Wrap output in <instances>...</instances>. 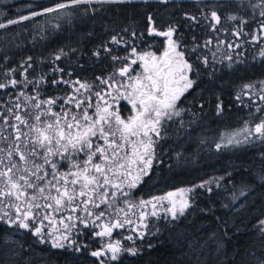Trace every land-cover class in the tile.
I'll return each instance as SVG.
<instances>
[{
	"label": "snow or ice",
	"instance_id": "snow-or-ice-1",
	"mask_svg": "<svg viewBox=\"0 0 264 264\" xmlns=\"http://www.w3.org/2000/svg\"><path fill=\"white\" fill-rule=\"evenodd\" d=\"M91 2L92 0H68V3H56L39 11H31L29 15H21L17 19H8L7 24L0 23V29L48 13L59 12L63 15L62 10L69 6ZM96 2L115 4L125 3V0ZM161 2L167 3V0ZM250 7L253 12L257 8L260 9L258 24L260 34L244 33V27L249 20L240 17L241 27L234 35L240 36L241 33L251 35V40L257 41L264 36V0H257V3L251 4ZM67 15L71 16V13ZM201 16L214 30L221 23V15L216 8L207 13L201 11ZM145 19L148 34L167 38V46L162 55L157 56L151 52L139 54L137 49L132 47L131 54L137 59L116 69L107 78L97 77L98 84L63 80L64 69H53L54 73H61V78L52 79L50 81L52 86L61 82L73 85L72 93L64 99L63 104L58 105L59 98L56 97L40 98L41 87L48 83L45 75L32 80L27 79L25 74L33 67L32 57L20 62L19 67L23 68L21 75H25L24 81L12 78L0 82V90L9 86L16 88L23 83L24 88L31 86L34 93L29 95L22 89L14 94V100L0 102L2 125L0 142L5 145L0 147V224L8 228L15 227L17 231L26 230L37 238L40 244L50 245L52 249L75 253L85 252L88 248V244L81 242L79 238L81 229L77 227L78 224L88 229L91 220L92 224L100 228L99 231L93 228L91 235L99 238H110L114 229L127 228L135 233V236L128 235L122 237V240L115 241L109 239L98 249L88 253L95 258V264H122L125 257L135 258L141 255L146 237L151 236L155 239L160 233L161 229L149 221V216L161 219L166 224L174 223L191 209L197 189L207 188L209 192L212 191L211 187H208L212 181H203L191 188H179L148 200L129 199L133 189H138V186L151 179L156 164H163L162 160H157V142L164 139L169 122H173L172 118L179 117L183 111L178 108V102L195 84L191 75L207 71L209 66L206 55L197 56L194 62H189V58H186L195 55L199 45H195L190 52L187 49L180 50L181 41L173 38L179 30L178 24H170L167 30L158 31L151 13ZM182 19L189 22L197 21V17L188 12L183 13ZM227 19L236 20L238 17L230 15ZM187 26L191 27V24ZM122 31L127 33L128 28ZM132 35H136L135 30ZM121 42L122 37L119 34L110 38L112 44L119 45ZM211 42V39L206 40L204 47ZM217 43L224 44L225 41ZM227 47L232 48L233 45L228 43ZM104 52H111L107 44L98 45L91 55L99 57ZM61 55L67 53L60 49L54 59L59 61ZM215 55L213 53L214 60ZM258 56L261 62H264V48H261ZM120 59L124 58L112 57L114 62ZM224 60L227 61L228 70H234L236 64L244 63L239 56L234 60L231 55L223 57L217 63L223 64ZM137 61L140 62L142 71L132 76L131 72L135 71L132 65ZM217 71H223V67L213 68L209 76ZM14 72L15 69H10L3 75L8 77ZM117 76H127V82L117 83ZM93 88L101 90L92 92ZM106 88L116 90L118 95L114 99L127 100L131 105L128 117H123L119 109H113L107 102L105 95L111 96V92H106ZM121 89L125 91L121 92ZM242 89V93L235 97L240 101V106L250 107L244 104L241 95L251 97L256 92L260 94L259 100L264 102V80L244 84ZM84 93L91 95L85 96ZM93 96L103 103L94 105ZM56 106L60 111L54 110ZM203 107L201 103L200 108ZM215 107L216 114L222 116L224 102L219 97ZM93 108L94 111H90ZM24 109L31 111L21 114ZM256 112L264 113V107L257 105ZM256 142L264 144V115L260 116L258 122L245 120L240 129L222 133L219 142L215 143V148L221 151ZM200 143L203 144L204 141L201 140ZM179 155L178 153L177 156ZM65 162L67 168H64ZM214 179L219 185V181L224 177ZM245 190H242L240 195H244ZM121 203L123 207H116ZM149 205L152 208L150 213L145 211ZM161 208L164 211L162 217L159 212ZM109 209L113 211L110 213ZM137 209L139 214L136 221H133L129 213L135 215ZM81 211L83 215L79 214ZM121 213L124 214L123 217ZM106 215L110 217L109 222L100 223ZM259 225L261 233H264V220H260ZM153 228L155 232L152 231ZM84 234L88 235L87 232ZM137 239L141 242L140 245L135 243ZM122 241L134 243L125 247ZM147 247L152 249L154 245L149 242ZM260 264H264V260H261Z\"/></svg>",
	"mask_w": 264,
	"mask_h": 264
},
{
	"label": "trees",
	"instance_id": "trees-1",
	"mask_svg": "<svg viewBox=\"0 0 264 264\" xmlns=\"http://www.w3.org/2000/svg\"><path fill=\"white\" fill-rule=\"evenodd\" d=\"M61 2L68 3V0H0V23L7 24L8 19H17L21 15H29L31 11H39ZM254 3L257 0H167V3L161 0H125V3L115 4H101L92 0L91 3L69 6L62 10L63 15L59 12L48 13L0 29V82L12 78L24 81L25 75L28 80L45 75L48 83L41 87L40 98H59L58 105L63 104L64 99L72 93L73 85L61 82L52 86V79L61 78V73H54L53 69H64L63 80L98 84L97 77L107 78L116 69L133 60L132 47L139 51L150 49L156 52L164 48L166 37L147 32L145 18L149 13L153 15L158 31L167 30L170 24L179 25L173 38L181 41V51L187 49L190 52L195 45H199L195 55L186 56L189 62L196 61L197 56L208 57L207 71L191 75L195 84L178 102V108L186 110L189 117L202 120L204 144L200 146L197 137L192 134L189 136L188 153L192 159L190 166L186 167L185 163L180 166L177 163L175 175L179 184L187 185L196 182L193 176L200 171L203 177L210 178L213 175L224 179L219 181V185L216 182L210 186L211 192L197 189L191 209L174 223L166 224L161 219L151 217L149 221L161 229L160 233L155 239L146 237L141 255L135 258L125 257L122 264H260L264 260V233H261L259 225V221L264 220V144L256 142L221 151L212 146L215 139L213 124L216 125L219 142L224 131L241 128L245 120L257 122L264 115L256 112V106L264 107V102L253 101L252 97L241 95L244 104L250 105L243 107L235 99L242 93L244 84L264 80V62L258 56L261 48H264V36L252 41L251 35H234L241 27L240 17L249 20L244 33L260 34V9L253 12L250 5ZM213 8L221 15V23L216 30L201 16V11L207 13ZM184 12L196 16L197 21L183 20ZM230 15H236L238 19H227ZM189 24L191 27L187 26ZM126 27L128 32L124 33L122 30ZM133 30L135 36L132 35ZM116 34L122 37L119 45L110 43L111 36ZM209 39L211 44L204 47V42ZM217 41L225 43L218 45ZM228 43L233 47L228 48ZM103 44H107L111 52L93 57L92 51ZM60 49L67 55H61V59L57 61L54 56ZM72 49L76 51L72 52ZM213 53L216 54L215 60ZM228 55L233 56L234 60L239 56L244 63L236 64L234 70L227 69L226 60L223 64L217 63ZM113 56L124 59L114 62ZM27 57H32L33 67L27 74L21 75L23 68L19 67L20 62ZM138 65L137 62L132 68L135 69ZM221 67L223 71L209 76L213 68ZM10 69H15V72L5 77L3 74ZM126 78L127 76H117V83H126ZM22 89L29 95L34 94L31 86L24 88L21 83L16 88L9 86L0 90V102L14 100V94ZM100 90L93 88L92 92ZM105 91L111 92V96L105 95L107 102H116V90L106 88ZM123 91L125 89H121ZM10 93L13 95L10 96ZM255 96L258 99V94L255 93ZM217 97L224 102L222 116L216 114ZM92 103L95 105L103 102L93 96ZM201 103L204 105L203 109L200 108ZM54 110L60 111V108L56 106ZM28 111L31 109H24L21 114ZM90 111H94V108ZM250 113L255 115L251 116ZM4 134L7 135L6 132ZM3 146L5 145L0 142V147ZM179 150L184 152L182 146ZM153 180L152 173L151 179L141 186L144 190L133 193L130 199L139 200L158 194L155 189L145 188L153 184ZM242 190H245L244 195H240ZM163 215L164 212L160 216ZM77 227L84 230L83 225L78 224ZM152 231L155 232V228ZM149 242L154 245L152 249L147 247ZM124 243L133 245L134 241ZM135 243L140 245L141 242L137 239ZM87 244V251L82 253L52 249L40 244L26 230L17 231L15 227L8 228L0 224V264H95V258L88 253L97 246V242Z\"/></svg>",
	"mask_w": 264,
	"mask_h": 264
},
{
	"label": "flooded vegetation",
	"instance_id": "flooded-vegetation-1",
	"mask_svg": "<svg viewBox=\"0 0 264 264\" xmlns=\"http://www.w3.org/2000/svg\"><path fill=\"white\" fill-rule=\"evenodd\" d=\"M117 95L118 93H116V96ZM251 97L253 101H257L259 100V93H258V99L255 96L256 99L254 100L255 98L254 95H252ZM108 103L113 106V109H119L123 117L126 118L130 115L131 105L128 104L127 100L120 99L118 101L116 100V102L109 101ZM181 115L182 116L179 118L178 117L173 118L172 119L173 122H169V125L166 129V133L164 134V139H160L157 142V146H156L157 160H162L163 164L162 165L156 164L154 171H153V177H154L153 182L154 183L148 185L145 188H149V190L155 189L158 191V194L150 195V197L141 198V199L148 200V199H151V197L153 196H163L167 192L176 191L179 188H191L195 184L197 185V184L202 183L203 181H207L208 177L207 176L203 177L201 171L198 172V174H195V176H193V178L196 179V182L193 183V185L179 184L180 182L176 179L175 173L177 171L176 170L177 163L180 166L182 163H185L186 167H188L190 166V163L192 160L190 159V155L188 153L189 144L187 140L190 138L189 136L192 134L193 136L197 137V140L200 146L204 144V143L201 144L200 142L201 140L204 141V138H205L204 125L202 123V120H199V118L192 117V116L189 117L187 115L186 110L183 111ZM213 125H214L213 136L214 138H217L216 125L215 124ZM180 139H182V141H180ZM181 146L184 149L183 153H181L179 150ZM212 146L215 148V143H213ZM178 153L180 154L179 156H177ZM64 168H67L66 162L64 164ZM61 170L63 171L64 169H61ZM211 177L216 178V176H213V175ZM143 190L144 188H142L141 186H138V189L132 190V194L136 192H142ZM166 206H167V202H165V207ZM116 207H123V204L121 203L120 205H117ZM112 211L113 209H109L110 213ZM145 211L150 213L152 211L151 205H149L147 209H145ZM159 212H160V215H162V213L164 212L163 208L159 209ZM79 214L83 215L84 213L83 211H81ZM136 214H139V209L136 210ZM136 214L133 215L132 213H129V216L133 221H136V217H137ZM123 215L124 214H122L121 217H123ZM150 218L151 216L148 217V219ZM109 219L110 217L106 215L100 223H108ZM93 228L96 231L100 230V228L96 227V225L92 224V222H89V228L86 230L79 228L81 229V234L79 238L81 242L83 243L97 242V246L93 248L94 250L98 249L104 243V241H108L109 239L119 240V239H122V237H125L128 235H133V236L135 235V233H132L129 229L125 228V229H114L113 234L110 238L109 237L99 238V237H94L91 235ZM85 232L88 233L87 236H85L84 234ZM73 235L75 236L76 233L74 232ZM44 246H50V245L44 244Z\"/></svg>",
	"mask_w": 264,
	"mask_h": 264
},
{
	"label": "rangeland",
	"instance_id": "rangeland-1",
	"mask_svg": "<svg viewBox=\"0 0 264 264\" xmlns=\"http://www.w3.org/2000/svg\"><path fill=\"white\" fill-rule=\"evenodd\" d=\"M167 46V43L165 44V46H164V48L160 51V52H156V51H152V50H150V49H143V51L141 50V51H139V50H137V53H139V54H143V53H145V52H151V53H155L157 56H160V55H162V53H163V51H164V49H165V47ZM132 59L133 60H136L137 59V57L135 56V55H132ZM138 63H139V65H138V67H135V71H132L131 72V75L132 76H135L136 74H137V72H141L142 71V69L140 68V62L139 61H137ZM134 69V68H133ZM191 75V74H190ZM192 78V77H191ZM126 79H128V78H126ZM259 92H256V94H258ZM109 101H111V100H109ZM108 101V102H109ZM173 118H176V117H173ZM172 118V119H173ZM238 129H240V128H234L233 130H238ZM230 131H232V130H230ZM230 131H224V133L225 132H230ZM217 142V138H215L214 139V143H216ZM207 181H212L209 185H208V187H210V186H212V185H214L215 183H216V181H215V179L213 178V177H210V178H207ZM196 185V184H195ZM205 189H207V188H205ZM205 189H202V190H205ZM189 195H192V194H189ZM119 240H122V239H119ZM109 241V240H108ZM108 241H104V243H106V242H108ZM112 241H115V240H112ZM123 242V244H124V246L125 247H129V246H132V243H130L129 245L128 244H125L124 243V241H122ZM92 250H94V249H92ZM91 250V251H92Z\"/></svg>",
	"mask_w": 264,
	"mask_h": 264
},
{
	"label": "water",
	"instance_id": "water-1",
	"mask_svg": "<svg viewBox=\"0 0 264 264\" xmlns=\"http://www.w3.org/2000/svg\"><path fill=\"white\" fill-rule=\"evenodd\" d=\"M260 95V94H259ZM256 99V97L254 98V100Z\"/></svg>",
	"mask_w": 264,
	"mask_h": 264
}]
</instances>
